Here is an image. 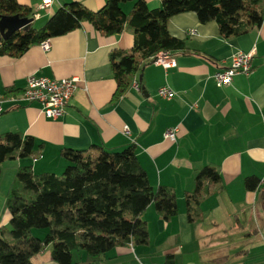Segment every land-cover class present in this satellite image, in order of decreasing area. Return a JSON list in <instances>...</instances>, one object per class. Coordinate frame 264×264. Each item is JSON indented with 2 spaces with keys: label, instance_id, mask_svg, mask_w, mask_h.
Returning <instances> with one entry per match:
<instances>
[{
  "label": "crops",
  "instance_id": "crops-1",
  "mask_svg": "<svg viewBox=\"0 0 264 264\" xmlns=\"http://www.w3.org/2000/svg\"><path fill=\"white\" fill-rule=\"evenodd\" d=\"M136 1L123 5L124 12ZM143 1L149 9L160 6V0ZM17 2L35 13L41 0ZM70 2L95 12L106 0H54L38 12L33 26H43ZM167 30L185 41L188 54L172 53L175 65L171 67L147 64L130 78L131 85L118 99H113L116 82L110 53L132 47L128 29L106 37L84 23L49 39L48 51L39 44L19 58L0 57V135L17 132L31 137L39 150L35 160H7L2 170L14 173L19 166L30 165L35 174L60 175L67 166L61 157L64 149L83 151L96 146L120 152L133 145L151 187L175 191L178 214L164 221L149 206L142 216L148 243L117 247L97 264H162L166 255H172L177 264H264V20L259 29L226 39L215 22L201 24L195 13L186 12L171 17ZM253 49L250 74L218 87L214 74L225 69L233 55ZM29 75L80 79L62 117L47 119L39 105L18 100ZM160 87L171 89L173 97H159ZM175 127L176 140L165 139V132ZM205 165L219 168L224 190L200 204L202 220L192 224L184 193L193 190L195 176ZM249 176L259 178L258 191L244 187ZM8 221L6 211L0 225ZM73 260L86 264L81 252ZM32 264H56L50 247L34 256Z\"/></svg>",
  "mask_w": 264,
  "mask_h": 264
},
{
  "label": "trees",
  "instance_id": "trees-1",
  "mask_svg": "<svg viewBox=\"0 0 264 264\" xmlns=\"http://www.w3.org/2000/svg\"><path fill=\"white\" fill-rule=\"evenodd\" d=\"M132 1L106 0L95 12L70 2L35 28L29 7L17 0H0V20H31L27 29L1 39L0 57L19 58L32 46L84 23L106 37L128 29L133 35L132 47L110 53L116 82L113 99H118L131 85L130 78L141 73L157 53L188 54L185 41L172 37L167 30L171 17L193 12L201 24L215 22L220 36L226 39L259 29L264 20V0H160L157 9H149L138 0L124 12L123 5ZM37 148L31 137L20 133L0 135V174L7 160L38 158ZM61 157L67 166L60 175L35 174L30 165L16 169L5 202L10 230L0 226V264H32V258L47 247L56 264H74L73 255L79 252L84 253L86 264H97L117 247L148 243L147 223L142 216L149 206L164 221L178 214L175 191L167 186L151 187L133 145L120 152L96 146L83 151L64 149ZM244 187L258 191L259 178H245ZM223 190L219 168L203 166L195 176L193 190L184 193L189 222H201L200 204ZM40 229L45 230L43 239L33 232ZM162 264L177 263L172 255H166Z\"/></svg>",
  "mask_w": 264,
  "mask_h": 264
},
{
  "label": "built area",
  "instance_id": "built-area-1",
  "mask_svg": "<svg viewBox=\"0 0 264 264\" xmlns=\"http://www.w3.org/2000/svg\"><path fill=\"white\" fill-rule=\"evenodd\" d=\"M54 0H41L38 12L45 10L51 6ZM33 13V19L39 17V13ZM44 51H48L50 44L48 40L40 44ZM254 49L248 53L239 52L232 56L229 65L214 74V79L218 87L227 86L232 79L238 75L248 76L252 70L251 60L253 58ZM151 63L162 67H171L175 65V61L169 52L157 53L151 58ZM80 79L78 77H70L63 79H50L29 75L26 78V88L18 98L19 101L27 104H37L40 112L47 119H58L62 117L73 97L74 92L78 88ZM133 88L139 90V84L133 82ZM157 94L161 98L171 99L173 91L167 87H160ZM3 113L2 101L0 100V115ZM123 133L128 135L127 128L123 129ZM178 129L172 128L165 132L164 138L170 141L176 140Z\"/></svg>",
  "mask_w": 264,
  "mask_h": 264
},
{
  "label": "rangeland",
  "instance_id": "rangeland-1",
  "mask_svg": "<svg viewBox=\"0 0 264 264\" xmlns=\"http://www.w3.org/2000/svg\"><path fill=\"white\" fill-rule=\"evenodd\" d=\"M35 28H39L37 27V23L34 24ZM13 170L11 169H6V170H2L0 174V220L3 219V216L6 213V206H5V202H6V195L10 186V183L12 181V178L14 176V173H12ZM62 172V171H61ZM61 174V173H58ZM1 226V225H0ZM4 226H6V228L8 230H10V227L7 224H5ZM34 234L38 235L41 239L44 238L45 235V230L40 229V230H33Z\"/></svg>",
  "mask_w": 264,
  "mask_h": 264
},
{
  "label": "water",
  "instance_id": "water-1",
  "mask_svg": "<svg viewBox=\"0 0 264 264\" xmlns=\"http://www.w3.org/2000/svg\"><path fill=\"white\" fill-rule=\"evenodd\" d=\"M31 24V20L19 19L18 17L0 20V41L6 39L10 34L21 29H27ZM263 200H264V184H263Z\"/></svg>",
  "mask_w": 264,
  "mask_h": 264
}]
</instances>
